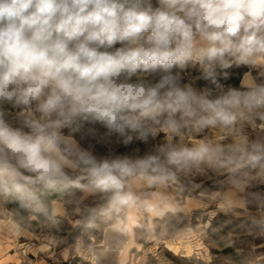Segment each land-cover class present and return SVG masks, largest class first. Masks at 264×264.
<instances>
[{"label": "clouds", "instance_id": "obj_1", "mask_svg": "<svg viewBox=\"0 0 264 264\" xmlns=\"http://www.w3.org/2000/svg\"><path fill=\"white\" fill-rule=\"evenodd\" d=\"M208 173L224 191L201 196L264 232V0H0V206L164 215Z\"/></svg>", "mask_w": 264, "mask_h": 264}, {"label": "rangeland", "instance_id": "obj_2", "mask_svg": "<svg viewBox=\"0 0 264 264\" xmlns=\"http://www.w3.org/2000/svg\"><path fill=\"white\" fill-rule=\"evenodd\" d=\"M245 71L233 69L231 78L221 82L236 85ZM207 83L199 81L201 86ZM205 135L217 139L220 133L212 129ZM199 139L190 135L185 142ZM135 147L145 149L133 144L120 151ZM222 179L193 174L166 189L183 209L176 213L156 215L146 203L111 220L91 217L77 226L81 217L66 205V216L55 229L44 226L42 217L17 216L11 205L0 206V264H264V232L250 225V216L262 210L240 209L225 216L201 196L206 190L224 191Z\"/></svg>", "mask_w": 264, "mask_h": 264}, {"label": "bare ground", "instance_id": "obj_3", "mask_svg": "<svg viewBox=\"0 0 264 264\" xmlns=\"http://www.w3.org/2000/svg\"><path fill=\"white\" fill-rule=\"evenodd\" d=\"M11 252L14 251V247L10 250Z\"/></svg>", "mask_w": 264, "mask_h": 264}]
</instances>
